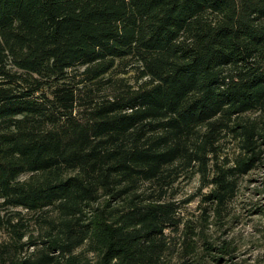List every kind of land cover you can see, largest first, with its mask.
<instances>
[{
  "label": "trees",
  "instance_id": "1",
  "mask_svg": "<svg viewBox=\"0 0 264 264\" xmlns=\"http://www.w3.org/2000/svg\"><path fill=\"white\" fill-rule=\"evenodd\" d=\"M263 164L264 0H0V264H173Z\"/></svg>",
  "mask_w": 264,
  "mask_h": 264
},
{
  "label": "rangeland",
  "instance_id": "2",
  "mask_svg": "<svg viewBox=\"0 0 264 264\" xmlns=\"http://www.w3.org/2000/svg\"><path fill=\"white\" fill-rule=\"evenodd\" d=\"M128 76L135 82L133 71ZM24 177L26 175L22 176ZM199 185V175L180 182L177 199L186 200L197 192ZM207 191L208 188L203 190ZM200 200L201 196H196L190 202L183 203L181 216L184 218V224L190 223L194 230L203 228L207 239L214 243H221L223 240L230 242L231 246L236 248L233 258L223 255L220 262H215L213 257L218 255L217 250L204 255L201 247L198 249V256H183L184 234L187 229L183 224V229L172 233V237L176 239V248L167 254L169 262L182 264V260L187 259L189 264H264V164L241 178L239 192L227 210L231 213L227 218L215 221L211 216L210 221L205 223ZM0 234L6 238L4 232ZM88 256L94 255L89 253Z\"/></svg>",
  "mask_w": 264,
  "mask_h": 264
}]
</instances>
